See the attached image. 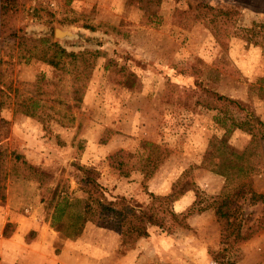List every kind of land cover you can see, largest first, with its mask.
<instances>
[{
    "label": "rangeland",
    "instance_id": "obj_1",
    "mask_svg": "<svg viewBox=\"0 0 264 264\" xmlns=\"http://www.w3.org/2000/svg\"><path fill=\"white\" fill-rule=\"evenodd\" d=\"M189 1L199 0L150 5L146 0H0V218L7 213L9 188L13 202L21 204L17 216L51 219L56 189L68 195V212L82 208L86 193L74 164L80 161L100 170L109 196L146 201L147 191L188 188L174 209L186 212L201 201L186 218L189 226L170 233L150 226L149 236L126 244L95 218L75 238L61 225L57 245L88 235L75 253L76 264H219L222 223L210 202L232 194L240 182L213 170L217 159L206 153L225 134L233 148H247L252 133L232 127L247 112L264 121V0H203L241 9L221 30H212L205 14L183 26L185 19L177 20L174 12L188 8ZM58 26L83 38L57 39ZM45 36L75 51L65 57L70 71L40 57L48 48ZM211 91L236 99L244 109L228 108ZM66 140L69 150L55 159L45 154L51 147L67 148ZM145 140L166 148L147 179L138 169L149 152ZM115 152L128 175L110 166ZM244 180L251 191L233 206H239L247 238L226 255L236 264H264V165L255 164ZM7 222L12 234L17 222ZM36 233L27 230L25 241ZM5 252L0 243V264H12Z\"/></svg>",
    "mask_w": 264,
    "mask_h": 264
},
{
    "label": "trees",
    "instance_id": "obj_2",
    "mask_svg": "<svg viewBox=\"0 0 264 264\" xmlns=\"http://www.w3.org/2000/svg\"><path fill=\"white\" fill-rule=\"evenodd\" d=\"M160 1L146 0V3L149 5L151 3L159 4ZM5 11L8 12V8ZM178 12L179 14H177ZM174 14L177 20H181V18L185 19V22H182V25L185 27H191L195 20H202L203 14L205 16L209 15L207 21L212 30H221L225 21L227 22L233 16L241 14V9L237 6L224 7L199 0L197 3L189 1L188 8H177ZM253 24L257 25L258 23L253 22ZM258 25L262 26L263 24ZM41 39L47 42L48 48L40 57L54 68L62 69L64 73L70 71L67 70L68 66L65 64V57L76 56L75 51H69L61 42L51 40L47 36ZM72 91L75 93V103L79 105V92L76 89ZM211 93L218 99L224 100L228 108L244 109L243 105L234 98L217 91H211ZM232 124L233 128H244L252 133V139L247 148L243 150L233 148L226 140L225 134L206 153L211 154V157L214 156L217 159L213 161V170L225 175L226 179H230V175H232L231 178L234 176L240 182L232 194L216 195L212 198V202H210V205L215 207L217 219L222 223V247L218 251V255L216 254L219 264H236V258L232 256L228 257L226 251L235 249L234 247H237V244L247 238V234L242 230L239 219V206L233 205L237 204L239 197L243 193L248 190L251 191L249 186L247 187L249 183L245 182L244 177L255 167V164L264 165V121L253 112H247L245 119ZM143 142L144 148L148 149L149 152L146 155L142 154L143 158L140 160V167L138 169L142 172L143 178L147 179L151 177L158 159L162 157L160 153H165L166 148L157 142L147 140ZM1 154L2 151L0 149V156ZM118 154V152L110 154L109 164L111 167L117 168L119 173L128 175L129 171L124 168L125 160L115 158ZM74 164L82 172V176L77 182L81 184L82 190L86 193L82 208L75 212H68V195L60 194L56 189L54 197L57 196L58 199L51 216V225L57 230H61V227L64 226L66 236L71 238L81 235L86 223L93 218L101 221V226L109 225L117 231L123 244L131 242L136 238L149 236L150 226H157L163 232L170 233L180 225L189 226L186 218L201 201L196 199L186 212L176 211L173 207V202L188 188L184 190L173 189L169 194H156L153 191H147L148 198L146 201H136L124 194L109 196L107 193L109 189L100 180L101 172L97 167L80 161L74 162ZM1 166L0 162V168ZM0 198L2 200L3 195L0 194ZM206 207L202 206L199 209ZM64 214L67 217L66 222L62 221ZM9 224L8 222L6 223L3 231L6 236L11 235L7 229Z\"/></svg>",
    "mask_w": 264,
    "mask_h": 264
},
{
    "label": "crops",
    "instance_id": "obj_3",
    "mask_svg": "<svg viewBox=\"0 0 264 264\" xmlns=\"http://www.w3.org/2000/svg\"><path fill=\"white\" fill-rule=\"evenodd\" d=\"M73 125L75 129L78 127V124ZM62 130V128L58 129L60 132ZM61 137H65V132L61 134ZM67 143V148L61 147V150L58 147H55V149L51 147L45 154L55 159L57 155L59 156L62 152H66L71 148V143L69 141ZM58 160L62 159L58 157ZM20 205L13 202V188H9L6 203L7 213H5V219H3L4 217L0 218V236L3 237L0 239V243L3 244L6 250L5 255L11 259L12 264H76L75 253L80 249L79 245L88 235L83 236V238L80 237L77 241L66 238L63 245H57L60 232L51 225V219L46 220L34 216L26 217V214L25 216L20 215L21 217L17 216L15 210ZM13 220L17 222V229L10 236H4L3 223L6 224L7 221ZM28 223L31 225L29 226ZM30 229L36 230L37 233L33 240L26 242L24 239L26 231ZM58 246L59 248H57ZM8 249L10 252L7 251Z\"/></svg>",
    "mask_w": 264,
    "mask_h": 264
},
{
    "label": "water",
    "instance_id": "obj_4",
    "mask_svg": "<svg viewBox=\"0 0 264 264\" xmlns=\"http://www.w3.org/2000/svg\"><path fill=\"white\" fill-rule=\"evenodd\" d=\"M55 36L57 39L64 41H72L83 38L81 34L60 26L55 28Z\"/></svg>",
    "mask_w": 264,
    "mask_h": 264
}]
</instances>
